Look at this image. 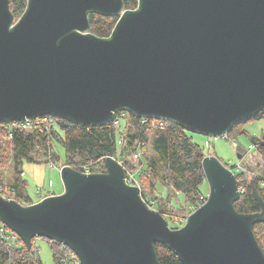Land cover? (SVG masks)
<instances>
[{
  "label": "water",
  "instance_id": "1",
  "mask_svg": "<svg viewBox=\"0 0 264 264\" xmlns=\"http://www.w3.org/2000/svg\"><path fill=\"white\" fill-rule=\"evenodd\" d=\"M91 12L118 16L109 37L89 31ZM263 108L264 0H138L132 10L123 0H26L17 19L0 0V122L97 125L126 110L225 137ZM104 167L64 165L63 191L30 204L0 194V223L27 250L48 239L79 264H160L154 243L182 264H264L253 233L264 200L252 186L260 211L237 212L236 175L216 156L202 159L206 201L178 228L125 182L116 158Z\"/></svg>",
  "mask_w": 264,
  "mask_h": 264
},
{
  "label": "trees",
  "instance_id": "2",
  "mask_svg": "<svg viewBox=\"0 0 264 264\" xmlns=\"http://www.w3.org/2000/svg\"><path fill=\"white\" fill-rule=\"evenodd\" d=\"M138 0H123L125 9H135ZM9 7L15 18L19 17L26 7V0H9ZM118 16L103 15L98 12H91L88 15L90 24L89 31L101 38L109 37ZM125 116L124 127H116L113 124L114 117L105 124L84 125L70 120L52 117V127H40L31 130L8 131L3 127L5 122H0V137L9 142L12 151V158L16 164V178L9 187L3 184L0 177V194L10 197L22 204H30L34 201L26 194L25 184L20 178L22 171L19 169L23 159L45 161L53 164L59 160L53 144L55 142L64 148V159L61 165H68L76 170H80V165L88 164L91 172H103L104 160L106 157H114L122 164L124 169L133 168L126 159L135 150V143H140L145 165L138 172L140 182V192L143 200L157 210L162 216L173 224L170 228H178L184 224L188 207L196 203L201 192L200 186L205 181L202 168V159L205 156L200 145L194 142L188 135V130L174 122H169L164 127L142 124L140 119L128 112ZM251 119H264V108L254 116L236 123L227 133L232 137L241 131L243 124ZM152 127L154 135L149 139V132ZM11 132V136L9 133ZM119 135V149L116 148V136ZM254 150L264 161V134L260 138H252ZM149 145L151 155H146L144 148ZM238 148V147H237ZM30 153H35L32 157ZM242 153L237 152V156ZM1 156V155H0ZM220 159V158H219ZM226 163L228 167L232 164ZM1 162V157H0ZM238 187L242 188L239 198L234 202V208L239 213H256L260 211V206L254 197L252 186L257 188L259 195L264 200V186H260V181L264 182L263 174L254 177L252 183L244 178V173L235 172ZM159 180L163 189L167 193L163 196L154 183ZM153 180V181H152ZM149 185V186H148ZM150 187V190L147 188ZM9 193H6V190ZM182 193L185 204L175 208L170 205L172 194ZM41 197V196H40ZM173 209L182 211V215H176ZM181 216V220H176ZM6 230L9 229L5 226ZM254 236L264 254V222L255 223L253 226ZM52 252L55 264H79L72 256V252L66 246L46 239ZM157 259L160 264H182L180 259L167 246L161 243H154ZM0 264H43L40 259L38 249L34 240L31 249L27 250L22 241L17 238L11 240L0 234Z\"/></svg>",
  "mask_w": 264,
  "mask_h": 264
},
{
  "label": "rangeland",
  "instance_id": "3",
  "mask_svg": "<svg viewBox=\"0 0 264 264\" xmlns=\"http://www.w3.org/2000/svg\"><path fill=\"white\" fill-rule=\"evenodd\" d=\"M15 18V17H14ZM19 18V17H17ZM15 18V19H17ZM128 116V115H126ZM121 127L123 129L125 119H121ZM152 127L149 132V139L154 135ZM264 134V119H251L246 121L240 132L235 133L231 138L227 135L225 137L221 136H206L196 132H188V135L191 136L192 140L198 143L202 149L204 155H214L217 158L222 159L224 162L229 164H240L244 168V178L247 179L250 183L254 179L255 175H261L264 171V161L261 159L257 151L254 150L252 144V138H260ZM236 142L237 147L233 146V143ZM56 154L59 156V160L55 161L53 164L45 161H32L23 159L20 163L19 169L22 171L21 176L17 177L24 181L25 192L32 199V201L38 200L39 196L47 194L48 192L54 191L58 192L62 190L63 184L60 178L59 169L64 166L61 165L64 159V148L61 144L55 142L53 144ZM116 148L119 149V135L116 136ZM9 142L0 137V177L4 185L9 187L12 181L16 178V164L12 158V151ZM146 155H151V149L149 145H146L144 148ZM237 152L242 153L237 156ZM32 157H36L35 153H30ZM126 159L134 167L135 164L139 165L133 154L126 156ZM153 181V180H152ZM156 186L163 196H166V189H163V185L159 180H154ZM149 186V185H148ZM140 188V182H139ZM201 192L204 195H208L209 187L206 180L200 186ZM150 190V187L147 188ZM6 193H9V190H6ZM185 204V199L180 192H176L175 195L172 194L170 199V205L178 208L181 205ZM177 212L176 215H182L183 210L173 209ZM177 216L176 220H181ZM169 225L173 224L169 221ZM182 226V225H181ZM180 227V226H178ZM35 246L38 249V253L43 264H55L52 257V252L49 247L48 242L44 238H36L34 240Z\"/></svg>",
  "mask_w": 264,
  "mask_h": 264
},
{
  "label": "built area",
  "instance_id": "4",
  "mask_svg": "<svg viewBox=\"0 0 264 264\" xmlns=\"http://www.w3.org/2000/svg\"><path fill=\"white\" fill-rule=\"evenodd\" d=\"M128 114V111L126 110H118L113 114L116 115V117L114 118L113 124L116 127H120L121 126V119H124V117ZM112 117V118H113ZM141 121L142 124H146L150 122V119H152V125H159V127H164L165 125H167L169 122H172L169 119H165V118H156V117H138ZM4 123V122H2ZM54 124L53 119L51 118V116L45 115V116H41V117H36L34 119H24L22 121H8L5 122V125H2L3 127L7 128L8 131H12V130H31L34 128H40L42 126L44 127H52ZM9 135L11 136V132L9 133ZM234 147H237L236 142L233 143ZM135 150L133 151V157L139 161V165L135 164L133 168L131 169H124L125 171V182L129 185H136L139 187V180H138V172L139 170L145 165L146 161L145 158L143 156L142 150H141V145L140 143H135ZM81 168V172L83 173H92L89 169V165L88 164H82L80 165ZM234 173L235 172H242L244 173V168L243 166L240 164V162L234 164L232 167H229ZM80 171V170H79ZM258 175H255L254 177H257ZM260 186L263 187L264 186V182L260 181ZM239 191H242V188L239 187ZM2 195V194H1ZM3 197H5L4 195H2ZM8 199H12L10 197H5ZM207 195H200L199 199L197 200L196 203L191 204L188 207V213L187 216L189 214H191L192 212H194L200 205H202L205 201H206ZM146 203V202H145ZM146 205L152 209V207L150 205H148L146 203ZM186 216V217H187ZM186 217L184 218V221L186 219ZM0 234L4 235L6 238H9L11 240H15L18 238V236L11 232L10 230H6L5 226L0 223ZM71 251V250H70ZM72 252V251H71ZM72 256L76 257V255L72 252ZM78 261V259H77ZM79 263V262H78Z\"/></svg>",
  "mask_w": 264,
  "mask_h": 264
},
{
  "label": "crops",
  "instance_id": "5",
  "mask_svg": "<svg viewBox=\"0 0 264 264\" xmlns=\"http://www.w3.org/2000/svg\"><path fill=\"white\" fill-rule=\"evenodd\" d=\"M62 191H63V188H62V190H60V191H58V192H54V191L48 192L47 194H44V195H42L41 197L39 196L38 200L41 199V198H43V197H45V196H47V195H51V194H59V193H61ZM38 200H36V201H38ZM34 202H35V201H34Z\"/></svg>",
  "mask_w": 264,
  "mask_h": 264
}]
</instances>
